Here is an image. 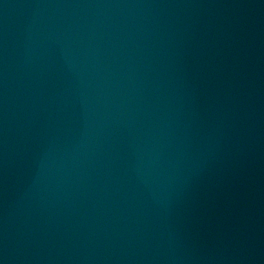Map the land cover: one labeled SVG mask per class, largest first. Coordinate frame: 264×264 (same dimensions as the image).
<instances>
[{"label":"water","instance_id":"1","mask_svg":"<svg viewBox=\"0 0 264 264\" xmlns=\"http://www.w3.org/2000/svg\"><path fill=\"white\" fill-rule=\"evenodd\" d=\"M0 264H264V0H0Z\"/></svg>","mask_w":264,"mask_h":264}]
</instances>
